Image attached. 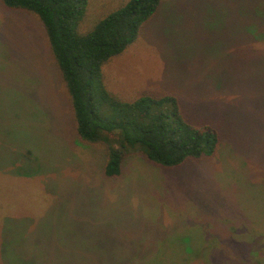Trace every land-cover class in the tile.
<instances>
[{
    "label": "rangeland",
    "instance_id": "obj_1",
    "mask_svg": "<svg viewBox=\"0 0 264 264\" xmlns=\"http://www.w3.org/2000/svg\"><path fill=\"white\" fill-rule=\"evenodd\" d=\"M123 1L89 0L80 31ZM248 1L162 0L104 65L115 95L175 94L220 137L211 156L135 153L109 177L39 16L0 0V264L2 243L24 240L51 264H264V39L246 30Z\"/></svg>",
    "mask_w": 264,
    "mask_h": 264
},
{
    "label": "trees",
    "instance_id": "obj_2",
    "mask_svg": "<svg viewBox=\"0 0 264 264\" xmlns=\"http://www.w3.org/2000/svg\"><path fill=\"white\" fill-rule=\"evenodd\" d=\"M2 2L39 16L71 99L77 132L88 143L105 147L107 176L121 174L126 158L135 153L162 167L214 154L220 140L217 130L210 124L190 122L175 94H142L124 100L104 82V65L139 38L162 0H124L86 32L79 26L89 0ZM246 30L262 34L258 38L264 39V0L248 1ZM24 242L20 247L2 243L4 264H51L39 259L36 247L33 250ZM30 249L31 255L26 257Z\"/></svg>",
    "mask_w": 264,
    "mask_h": 264
}]
</instances>
